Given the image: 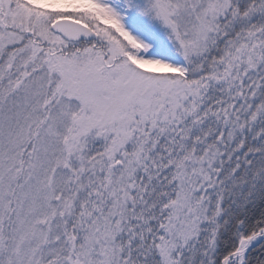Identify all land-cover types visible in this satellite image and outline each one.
Here are the masks:
<instances>
[{"label":"snow or ice","instance_id":"obj_1","mask_svg":"<svg viewBox=\"0 0 264 264\" xmlns=\"http://www.w3.org/2000/svg\"><path fill=\"white\" fill-rule=\"evenodd\" d=\"M0 264H264V0H0Z\"/></svg>","mask_w":264,"mask_h":264}]
</instances>
